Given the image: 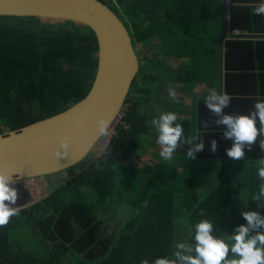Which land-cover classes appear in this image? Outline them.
<instances>
[{
    "label": "trees",
    "instance_id": "trees-1",
    "mask_svg": "<svg viewBox=\"0 0 264 264\" xmlns=\"http://www.w3.org/2000/svg\"><path fill=\"white\" fill-rule=\"evenodd\" d=\"M99 1L127 26L134 46L140 43L146 52L140 55L141 67L126 99V120L131 126H119L99 158L89 153L67 169L70 176L64 184L0 227L3 264H63V258L72 260L71 254L79 256L77 264H141L144 260L153 264L157 258L175 259L176 244L183 242L177 241L176 219L183 213H187L192 228L191 232L189 227V239L184 243L194 242V225L201 220L210 221L213 235L227 242V235L234 228L247 223L241 211L264 215V207L253 201L264 183L258 176L259 166L255 165L264 158L259 137L251 151L246 148L245 157L236 161L237 169H243L242 165L249 168L248 196H241L228 174V165H223L217 171L212 167V188L200 199L195 189L197 171L192 164H186L179 172L167 164L142 161L145 151H141V134L149 130L151 117L148 111H138L143 100L151 98L156 83L162 81V65L168 64L170 57L178 61V68L184 69L186 80L207 83L219 93L222 86L214 83L223 79V91L231 96L225 114L247 115L258 100L264 101V15L254 11L260 0H228L225 29L222 0ZM242 31L246 34H235ZM98 50L95 33L85 25L0 16V134L61 112L85 97L96 76ZM204 65L209 71L203 75ZM239 75L247 76L240 85L234 82ZM205 98L199 97L196 103L195 137L205 142L196 158L202 162L230 161L226 150L232 142L223 138V127L215 125L217 117L206 108ZM211 140L217 142L214 153L210 150ZM145 141L148 140L144 138ZM126 168L136 177L123 186L119 180ZM186 190L190 194L182 196ZM115 194L119 195L117 201L132 206L136 214L120 229L107 232L103 227L106 218L100 214ZM37 197L30 192L32 201ZM24 224L33 234H41L50 247L46 256L9 254L11 229Z\"/></svg>",
    "mask_w": 264,
    "mask_h": 264
},
{
    "label": "water",
    "instance_id": "water-1",
    "mask_svg": "<svg viewBox=\"0 0 264 264\" xmlns=\"http://www.w3.org/2000/svg\"><path fill=\"white\" fill-rule=\"evenodd\" d=\"M227 7L228 0H222L224 29ZM0 16L76 22L95 33L99 47L96 76L85 97L61 112L0 134V172L16 182H32L70 168L93 152L103 137L97 132V121L107 119L108 129L111 127L126 103L141 62L130 30L99 0H0ZM41 133L45 140L34 141ZM65 137L70 138L69 154L57 160L53 153Z\"/></svg>",
    "mask_w": 264,
    "mask_h": 264
},
{
    "label": "clouds",
    "instance_id": "clouds-1",
    "mask_svg": "<svg viewBox=\"0 0 264 264\" xmlns=\"http://www.w3.org/2000/svg\"><path fill=\"white\" fill-rule=\"evenodd\" d=\"M254 11L257 15H264V0H260ZM239 33L235 32L236 35ZM168 95L178 102L171 85L168 86ZM230 103L231 96L226 92L218 93L216 89H212L204 100L206 108L217 117L215 125L223 127V138L232 142V146L226 150V155L234 161L242 160L245 157V149L251 151L257 144L258 137L259 149L264 152V101L258 100L247 115L225 114L224 109L229 107ZM177 120L175 113L167 112L150 121L157 132L159 155L165 161L172 159L184 136L182 125L175 123ZM108 126L109 120H98V134L107 136ZM204 126H208L207 122ZM187 145L188 159H195L196 154L204 149L205 142L200 137H194ZM210 145V150L214 153L217 142L211 140ZM69 148L70 138L65 137L53 155L57 160L65 159ZM257 171L260 180L264 181V158L259 160ZM15 183L11 175L0 172V227L6 226L11 217L19 215L20 210L15 206L18 199L17 189L13 186ZM253 201L257 202L258 207H264V183L260 184L259 192L253 196ZM240 214L247 223L234 228L232 234L227 235V242L213 235V224L210 221L201 220L194 225L193 243L176 244L174 260L157 258L153 264H264V215L256 211H241ZM229 253L233 258L229 259ZM141 264L149 262L144 260Z\"/></svg>",
    "mask_w": 264,
    "mask_h": 264
},
{
    "label": "rangeland",
    "instance_id": "rangeland-1",
    "mask_svg": "<svg viewBox=\"0 0 264 264\" xmlns=\"http://www.w3.org/2000/svg\"><path fill=\"white\" fill-rule=\"evenodd\" d=\"M251 4H253V1H251ZM136 51L143 56L145 52V49L143 48L142 44H138L136 47ZM161 51V49H160ZM162 52V51H161ZM169 62H171L173 65H170L168 62L162 65V68L164 69L162 77V81L156 83V87L154 92L151 95V98L149 100L144 99L142 104H140L138 111L144 113L145 111L149 112V116L151 117V120L154 118H158L161 114L167 113V112H173L178 116V120L175 123H179L182 125L184 132L183 137L186 141V144H183L182 151L178 155L176 154V151H178L180 148L178 146L177 150L174 152L173 157L170 161L162 160L160 157V146L157 144V132L155 128L150 125L149 130L147 132H144L141 134V151L148 152L145 155L142 156L143 162H150L152 163H159L157 165L164 166L165 164L169 165L174 171L182 172L184 166L186 164H192L194 166V170L197 171L196 174V182H195V189L198 191L199 198L203 199L208 194V192L212 188V183L215 179V172L212 167L219 169V167L223 165H228L229 173L235 183L238 185V188L240 190L241 196L243 198H246L248 196V187L246 184L247 179L249 178V168L247 165H242L243 169H237L239 167L234 160H218L214 162L206 161L202 162L195 159H188L187 157V151L189 148V145H187V142L192 140L195 137V133L197 130V108L195 107L198 101L199 97H203L208 95L209 93L205 94L202 92L204 88L201 86L202 83H199V81H195L194 79L186 80L184 76L185 73L183 70L178 68L177 60L173 57L167 58ZM203 60H205V56L203 57ZM188 64L193 63L186 62ZM188 67H191L188 65ZM206 65L202 66V72L201 74H205V72L209 71V68ZM172 69V72L170 71ZM172 77H175V79H170ZM222 82L221 78H218L215 80L214 85L220 86ZM171 85L173 89L176 92L177 101H174L171 99L168 95V86ZM204 86V85H203ZM196 94V96H195ZM146 97V96H145ZM129 126H131V123H129ZM156 135V136H155ZM197 136V135H196ZM144 138L148 141L144 142ZM104 137L100 140L99 145L95 146L93 148V155L98 151L99 146L101 145ZM157 150L159 152H157ZM184 150V151H183ZM140 151V152H141ZM150 153V154H149ZM180 163H183L182 169L179 168ZM236 163V164H235ZM256 166H259V163L255 164ZM137 166V165H136ZM140 167V166H138ZM119 174H122L121 170H118ZM196 173V172H195ZM129 175V176H128ZM70 174L68 170H63L54 174H51L46 177H40L35 179L34 181H27V182H17L13 186L16 187L18 192V199L16 207L19 208V210L29 208L31 205L35 204L36 202H39L44 197H47L52 191H54V188H56L60 183L64 184L66 180L69 178ZM128 176V177H127ZM191 176V174H190ZM136 177V173L133 172V174H130L126 168V173L122 175V180H119V183L123 186L128 185L131 183ZM129 178V179H127ZM46 186H50V189L45 188ZM30 190H33L36 195L38 194L37 200L32 201V198H29ZM190 193L186 190L183 192L182 196L189 195ZM119 198L118 194L114 195V198L110 200L109 205H104L103 208V214L101 215V218L105 217L104 219V230L105 231H112V230H118L121 228V226L128 221L131 217H133L136 214V210L130 206L129 204L125 202H119L117 201ZM116 207V208H115ZM101 208V209H102ZM115 208V209H114ZM102 212V211H101ZM99 211V213H101ZM187 213H183L182 216L176 219L177 225H176V236L177 241L185 242L189 238L190 229L192 232V228L190 226V222L188 217L186 216ZM190 227V229H189ZM182 233H179V230ZM50 247H48L44 242L41 234H33L30 230V227L26 224L20 225L16 228L11 229L10 235H9V254L14 255L18 253H28L33 254L39 257H44L48 254L50 251ZM72 260L63 258L62 261L63 264H77L79 262V256L76 254H71Z\"/></svg>",
    "mask_w": 264,
    "mask_h": 264
},
{
    "label": "built area",
    "instance_id": "built-area-1",
    "mask_svg": "<svg viewBox=\"0 0 264 264\" xmlns=\"http://www.w3.org/2000/svg\"><path fill=\"white\" fill-rule=\"evenodd\" d=\"M128 110H129V105L126 102L125 105L120 110L117 117L115 118L113 124L108 129L109 134L107 136H103L104 139H103L101 145L99 146L98 151L94 154V158H99L105 152V150L107 149L112 137H114V135L117 134V128L119 126H123L126 128L130 127L129 122H127V120H126V117L128 116Z\"/></svg>",
    "mask_w": 264,
    "mask_h": 264
},
{
    "label": "crops",
    "instance_id": "crops-1",
    "mask_svg": "<svg viewBox=\"0 0 264 264\" xmlns=\"http://www.w3.org/2000/svg\"><path fill=\"white\" fill-rule=\"evenodd\" d=\"M246 34V31H242V32H240L239 33V35H245ZM253 36H258V35H254L253 34ZM251 71H253V72H255V69H252ZM264 76H261V80H262V84H264V78H263ZM247 79V76L245 75V76H243V75H239V76H237V77H235V79H234V82L236 81V83L235 84H241V83H243L245 80ZM251 79L252 80H254V77H251ZM255 81V80H254ZM223 79H222V82H221V84H220V86H222V88H220V90L222 91V92H224L223 91ZM254 84H256V81H255V83ZM204 85V86H203ZM201 86L204 88V90H202V92L203 93H205V94H207V93H210V91L213 89L212 88V86H209L207 83H202L201 84ZM207 96V95H206ZM195 104H196V102H195ZM196 107V106H195ZM183 144H186V141H185V139L184 138H182V142L178 145L179 146V150L178 151H176V154L178 155L179 153H181V151H182V149H183V147H182V145ZM184 151V150H183ZM146 153H148V152H145L144 153V155L146 154ZM150 154V153H149ZM182 165H183V163H180V165H179V168L180 169H182ZM59 185H61V183L59 184ZM58 185V186H59ZM57 186V187H58ZM47 188L48 189H50V186H47ZM55 189V188H54ZM31 191H33V190H30V192ZM29 198H30V193H29ZM37 200V199H36ZM35 200V201H36Z\"/></svg>",
    "mask_w": 264,
    "mask_h": 264
},
{
    "label": "bare ground",
    "instance_id": "bare-ground-1",
    "mask_svg": "<svg viewBox=\"0 0 264 264\" xmlns=\"http://www.w3.org/2000/svg\"><path fill=\"white\" fill-rule=\"evenodd\" d=\"M40 137L38 138V140H35L34 139V141H38V142H43L45 139L43 138L45 135L44 134H40L39 135ZM26 139H27V141H28V137H26ZM28 143H29V141H28ZM19 144V143H18ZM17 144V145H18ZM3 149H4V147H3ZM67 169H69V168H65V169H61L60 171H63V170H67ZM60 171H57V172H60ZM57 172H54V173H57ZM54 173H52V174H54ZM51 175V174H50ZM43 177H46V176H43ZM17 183V182H16ZM18 208V207H17Z\"/></svg>",
    "mask_w": 264,
    "mask_h": 264
},
{
    "label": "flooded vegetation",
    "instance_id": "flooded-vegetation-1",
    "mask_svg": "<svg viewBox=\"0 0 264 264\" xmlns=\"http://www.w3.org/2000/svg\"><path fill=\"white\" fill-rule=\"evenodd\" d=\"M137 46H135V48H136ZM138 56H139V59H140V55H139V53H138Z\"/></svg>",
    "mask_w": 264,
    "mask_h": 264
}]
</instances>
